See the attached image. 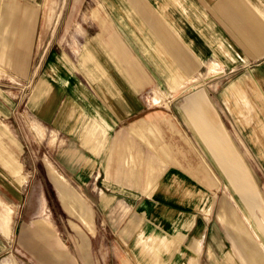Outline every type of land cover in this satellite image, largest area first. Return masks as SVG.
<instances>
[{
  "label": "crops",
  "instance_id": "0c3cea01",
  "mask_svg": "<svg viewBox=\"0 0 264 264\" xmlns=\"http://www.w3.org/2000/svg\"><path fill=\"white\" fill-rule=\"evenodd\" d=\"M102 1V9L94 12L77 13L78 0L64 11L61 22L69 34L63 37L69 46L56 53L50 48L54 31H46L48 51L36 65L37 17L34 29H17L18 16L27 17L29 8L22 12L17 0H0V69L7 72L3 79L34 83L29 110L57 138H76L62 163L71 165V173L84 184L93 181L94 187L87 189L92 209L83 198L89 216L75 215L88 223L92 214L94 223L104 220L111 229H120L117 242L126 250L119 259L122 264L222 260L209 242L214 229L224 230L218 247L224 251L230 240L227 252L237 264H264V244L256 232L248 231V218L243 215V220L231 208L228 197L219 211L222 225L211 224L218 197L214 177L253 226L261 228L264 221L251 161L264 168V0ZM203 69L208 76L202 77ZM236 70L242 72L231 76ZM203 81L209 93H189L183 99L187 108L172 115L150 108V103L163 100L148 95L152 87L165 96L159 86L167 85L180 96ZM204 99L210 107L203 109ZM175 117L182 118L196 144L188 135L191 142L184 143L200 148L204 160L189 172L180 167L182 159L170 157L158 136L150 137L163 132L166 123L181 132ZM47 135L54 140L55 134ZM193 157L190 153V164L198 162ZM0 161L12 172L21 171V163L1 146ZM51 172L56 188L58 171L52 167ZM199 173L206 184L196 177ZM25 178L21 175L20 180ZM44 205L29 226L33 241L50 262L75 264ZM13 216L14 207L0 198V233L7 238ZM80 238V252L89 261L87 239ZM0 264L19 263L7 255Z\"/></svg>",
  "mask_w": 264,
  "mask_h": 264
},
{
  "label": "rangeland",
  "instance_id": "374dc122",
  "mask_svg": "<svg viewBox=\"0 0 264 264\" xmlns=\"http://www.w3.org/2000/svg\"><path fill=\"white\" fill-rule=\"evenodd\" d=\"M75 1L77 0H17L22 12L26 7L29 8V15L27 17L23 16L21 13L18 16L17 29H34L32 21L36 19V17L38 19L37 43L34 46L36 52L35 56L37 58L33 62L37 63L36 65H38L40 57L47 49L48 41L45 38L46 31H54V40L52 44H50V48L56 51V53L69 46V39L63 37L64 34H69V31H64L66 28H64L61 22V14L64 11H69V8L73 7ZM78 1L77 13L79 14L94 12L95 8L102 9L101 6H103L102 0ZM10 34H12V32ZM2 69L3 68L0 69V146L5 148L10 156L18 160L22 168L19 173L12 172L0 161V198L9 206L14 207L12 234L10 238L0 233V259L7 255H13L19 264H54L47 258V253L43 251L42 247L33 241L29 228L32 221L39 218L40 211L45 204V210L50 215L55 228L65 243L67 250L72 255L75 264H122V261L120 263L119 259L121 260V253L126 254V250L122 244L118 245L117 242L120 229H111L104 223V220H102L103 223L101 224L98 220L94 223L92 214L88 223H85L76 216H89V211L84 205L83 198H85L90 205V209H92V202L87 198V189L94 187L93 181L86 182V184H88V186H86V184L78 180L75 175L71 173V165L68 166L62 163L63 159L65 161L69 157L68 155H70L71 148H75L72 146L76 145V138L69 141L63 138V136L59 139L57 137L60 135L57 132H51L48 126H45L42 122L40 123V120L31 113L28 105L34 83H7L6 79H3L4 74L7 72ZM237 71L238 70L230 73V75H239V73L242 72L240 70L237 73ZM201 73H203L201 74L202 77L204 75L206 76V69H203ZM217 75L221 76L222 74H216V76ZM201 84V86L200 84L197 85L198 87H196V89L192 91H190V89L180 96L175 95L167 85L159 86L161 91L166 94L165 96L159 93L156 94L154 89L158 86H154L148 95H152L153 97L160 96L159 98H163V100L160 104L154 105L150 103V108L153 110H162L167 115H172L175 111L179 112L187 108L186 102L185 100L183 101V99L188 98L186 96L189 95V93L194 94L197 91L200 92V90H203V93L206 95L209 93L210 87L208 88L207 85H205V81ZM206 88H208V90ZM205 94L202 95L201 93L200 95L205 98ZM164 101L169 105L166 106ZM200 103L203 109L210 107L206 106L205 99ZM3 109H5V111ZM174 122L178 127L177 130L181 132H175L168 128L169 125L166 123L167 126L165 125V130L163 132H158V134L152 133L150 137L158 136L160 141H163V144L169 147L170 157L182 159L184 163H180V167L189 172L190 168L195 169L196 166L200 167L201 164H204V160L200 155L201 149L198 148V150H196L194 145L191 144L189 146L187 143H184V140L191 142L192 138L191 135L186 132L187 127L182 123V118L175 117ZM37 128L39 130H37ZM47 133H49V135L55 134L54 140H49ZM156 138L157 137H155V140ZM192 141L196 144L194 139H192ZM150 151H152V149ZM245 152L247 156L251 157V152H249V150L245 149ZM190 153L192 156H196L195 158L193 157V159L196 160L197 158L198 162L194 164L188 162ZM251 161L252 166L256 170V177L258 180L257 189L259 191L258 198L260 200L258 211L261 219L264 220V168L260 164L255 163L252 157ZM52 167L59 172H54L55 185L68 210L59 199L58 192L54 186L51 172ZM98 168H100V165H98ZM206 168L208 172H211L209 166H206ZM21 175L26 177L22 181L20 180ZM62 176L66 180L63 179ZM199 176L197 175L196 177L199 179L200 183L206 184L200 173ZM103 182H101V185H103ZM222 183L221 179L214 177V187L218 190V192H216V196L218 194V197L211 224L222 225L219 220V211L222 200L228 197L231 208L236 209L243 220V215L248 218L250 226L247 224L249 229L247 230L251 232V234L256 232L258 239L264 244V221L261 228L253 226L254 224L247 216V212H245L241 205L239 206V203L232 195H229L230 193L227 187L223 184L221 188ZM232 183L235 186L238 184L237 181H232ZM62 188L65 189L63 191V193H66L65 195H62ZM97 191L100 190L97 189ZM93 194V192L90 193V197L95 199ZM244 200L246 201L245 198ZM247 204L249 206L253 205V201L247 202ZM100 215L102 219L105 214L101 213ZM81 235H84L87 239L86 247L88 257L90 258L89 261H86V259L84 260L79 249ZM213 235L214 241L210 239L209 242L217 249L216 255L222 258V260L218 259L206 263L237 264L229 257L227 252V248L231 244L230 240L227 239L226 244L223 246L224 251L221 247H218L220 245L218 244L219 236L225 235L224 230L214 229ZM60 249L61 252L66 253L64 246L60 245Z\"/></svg>",
  "mask_w": 264,
  "mask_h": 264
}]
</instances>
